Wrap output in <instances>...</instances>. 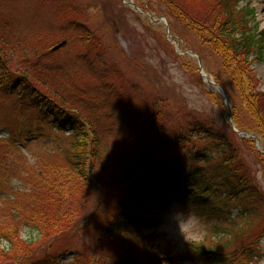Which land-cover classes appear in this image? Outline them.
I'll return each instance as SVG.
<instances>
[{
    "label": "trees",
    "instance_id": "obj_1",
    "mask_svg": "<svg viewBox=\"0 0 264 264\" xmlns=\"http://www.w3.org/2000/svg\"><path fill=\"white\" fill-rule=\"evenodd\" d=\"M241 1L162 0V3L165 14L189 24L200 34L203 43H208L220 54L224 69L235 81L245 108L244 113L237 106L238 127L246 131V121L251 117L264 144V92L258 90L260 79L249 61L253 55L261 58L264 31L259 34L252 26L255 9L239 8ZM86 9L87 6L72 4L62 13L74 15L70 25L82 33L84 46L90 49V54L102 41L94 30L77 21L86 17ZM14 48L0 35V100L9 101L17 116L26 121H37L59 131L72 127L66 134L68 147L63 152L70 162L80 167L82 179L77 180V184L84 182L83 186L92 187L86 177L87 160L91 159L92 178L97 185L103 184L101 176L113 163L119 168L116 172L120 170L116 176L121 181L119 186L128 185L125 194L128 198L116 209L117 214L105 221V231L96 239L98 245L90 256L80 230L87 221L100 220V209L95 207L91 218L88 215L90 219L85 215L84 220H79L82 224L78 223L84 210L80 209V204L75 205L76 200L67 189V183L76 180L68 178L64 170L63 175L54 170L48 158L39 159L28 170H19L20 164L14 162L12 165L9 161L15 153V144L1 143L0 174L2 178L12 174L10 178L17 177L21 186H12L7 193L0 185V239L6 238L12 245L11 252L3 254L0 264H60L59 257L72 249L75 255L70 264H100L102 254L110 256V264H132L140 260L161 264L164 255L151 248L147 236L141 234V228L134 222L141 221L146 210L149 211L145 201L164 199L167 192L186 196L185 202L202 212L213 228L216 227V237L222 244L210 241L208 247L195 245L197 252L215 260L211 264H227L230 257L234 258L238 253L248 255V261L264 256V245L261 244L264 191L245 159L240 141L233 134L219 128L213 120L202 124L195 119L192 122L180 119L167 109L165 102L157 103L152 110L131 105L130 118L135 124L129 136L124 137L128 142L123 139L120 142L127 146L118 148L116 153L110 150L102 161L103 154L107 153L103 144L105 127L101 115L96 112V104L85 100V95L78 97L75 94L69 100L65 92H55L36 78L29 79L24 74L18 76L10 63ZM50 48L32 53L46 59L52 54ZM103 63V59L95 58L93 63L88 62V69L92 73L96 66L102 65V69ZM101 80L107 85L104 75ZM242 141L250 145L264 163V156L257 153L253 142L247 138ZM6 160L12 170L6 167ZM124 214L129 221L123 219ZM235 217H240L241 222H235ZM219 223H229L230 227L221 228ZM26 229L37 233V237L22 240L21 232ZM221 233H227L231 238L223 239Z\"/></svg>",
    "mask_w": 264,
    "mask_h": 264
},
{
    "label": "rangeland",
    "instance_id": "obj_2",
    "mask_svg": "<svg viewBox=\"0 0 264 264\" xmlns=\"http://www.w3.org/2000/svg\"><path fill=\"white\" fill-rule=\"evenodd\" d=\"M74 2L88 6L85 13L88 17L82 15L86 19L80 18L77 21L86 24L101 38V45H98V49L93 53L89 54L90 49L84 46L82 33L70 25L74 15L64 16V20L59 18L61 6L67 7L68 0H0V35L11 42L12 47L15 46L14 56L12 55L10 61L12 70L28 76L29 79L36 78L39 83L55 92H65L69 100H72L75 94L78 97L85 95L86 99L81 100L89 99L96 104V112L101 115L100 120L105 127L103 144L107 153L103 154L102 161L110 150L116 153L118 148L127 146L121 145L120 142L125 140V136H129L135 124L130 118L131 105H135L137 109L140 107L141 110H152L157 103L165 102L167 109L180 119L189 122L195 119L202 124L213 120L219 128L233 134L240 141L245 159L258 176L257 180L264 191L262 158H257L253 148L243 143L244 138L234 130L232 124L234 120L238 127L239 120L235 117L237 106L245 113L238 87L231 74L225 71L220 54L208 43H203L200 34L192 30L189 24L182 23L172 16L167 19L169 28L167 24L158 21L157 19L165 14L162 0ZM130 2L135 6L132 7ZM246 4L247 1H243L239 7ZM250 6L254 7L256 14L253 25H258V30L263 31L264 0H251ZM64 41L66 44L46 59L42 56L38 58L32 53L34 50L41 52ZM95 58L104 60L103 67L101 69L102 65L96 66L91 73L88 62L93 63ZM252 67L260 78L261 86L258 90L264 91V56L257 59ZM202 68L203 72L221 87L207 83L202 75ZM101 72L107 80V85L101 80ZM223 92L229 97V106ZM94 117L97 118L95 115ZM0 122L7 127L0 129V144H10L13 139H22L28 133H43V139L23 147L24 149H16L20 155L17 156L16 163L21 165L17 169L28 170L29 166H33L39 159L48 158L54 170L61 171L62 175L65 172L68 178L76 180L67 183V189L76 200L75 205L80 204V209L84 210L78 218V223L83 222L79 220H84L85 215L86 218L90 216L95 207L100 209V220L87 221L80 230L83 232L86 251L92 256V249L98 245L96 239L105 231V221L114 217L118 212L116 209L121 208L123 202H127L125 193L128 191V185L119 186L121 181L116 178L120 172H116L118 166L110 163L101 176L103 184L97 185L92 178L91 159L87 160L86 177L92 183V187L87 188L83 186L84 182L77 184V180L82 179L80 167H76L75 162H70L62 151L68 147L66 135L60 131L52 133L46 126L41 128L27 124L26 120L15 116L11 106L6 107L1 102ZM245 127H248L247 132L258 137L257 144L264 149L263 141L258 130L254 129L255 122L251 117L246 121ZM7 133L12 137L9 138ZM55 135L57 139H49ZM257 144L253 142V147ZM6 167L12 170V165L7 164V160ZM13 185L17 187L20 183L15 181ZM181 201L182 197L169 196L164 202H148L150 209L145 212L146 220L143 223H135L141 228V234L147 236L154 251L170 254L167 260L172 264L215 263V260L208 259L204 254L200 256L201 253L197 252L198 247L195 245L205 244L208 247L210 241L222 244L216 237V227L213 228L214 225L202 212L183 205ZM124 218L130 220L126 215ZM235 222L240 223V217H236ZM218 225L226 229L230 227L229 223ZM22 234L28 235L29 239L36 236L35 233ZM221 235L223 239L231 238L227 233ZM262 244L264 245V238ZM73 256L72 249L67 252L65 261ZM247 257L246 254L238 253L236 257H230L227 264H264V256L258 258L259 261L255 258L248 261ZM100 260V264H110L111 259L110 256L102 254Z\"/></svg>",
    "mask_w": 264,
    "mask_h": 264
},
{
    "label": "clouds",
    "instance_id": "obj_3",
    "mask_svg": "<svg viewBox=\"0 0 264 264\" xmlns=\"http://www.w3.org/2000/svg\"><path fill=\"white\" fill-rule=\"evenodd\" d=\"M21 238L24 240H28L30 237L28 235H23Z\"/></svg>",
    "mask_w": 264,
    "mask_h": 264
},
{
    "label": "water",
    "instance_id": "obj_4",
    "mask_svg": "<svg viewBox=\"0 0 264 264\" xmlns=\"http://www.w3.org/2000/svg\"><path fill=\"white\" fill-rule=\"evenodd\" d=\"M61 46V45H60ZM60 46L56 47L55 49H58ZM211 82V81H210ZM211 83H214L213 81Z\"/></svg>",
    "mask_w": 264,
    "mask_h": 264
}]
</instances>
